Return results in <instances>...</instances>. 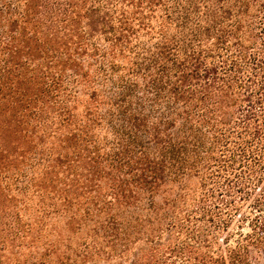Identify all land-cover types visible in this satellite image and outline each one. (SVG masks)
Instances as JSON below:
<instances>
[{"label":"trees","instance_id":"obj_1","mask_svg":"<svg viewBox=\"0 0 264 264\" xmlns=\"http://www.w3.org/2000/svg\"><path fill=\"white\" fill-rule=\"evenodd\" d=\"M0 264H264V0H0Z\"/></svg>","mask_w":264,"mask_h":264},{"label":"rangeland","instance_id":"obj_2","mask_svg":"<svg viewBox=\"0 0 264 264\" xmlns=\"http://www.w3.org/2000/svg\"><path fill=\"white\" fill-rule=\"evenodd\" d=\"M236 218L237 217H235V219ZM235 224H237V221H235L234 224H232L231 227L228 228V231L231 233V236H232V238H231V243L232 244H233V240H235V238L237 237V235H236L237 233H240V232L241 233H245L248 230V227L247 226H244L243 229L241 230L239 228H236ZM221 235L222 236H225L226 234L225 233H222Z\"/></svg>","mask_w":264,"mask_h":264}]
</instances>
